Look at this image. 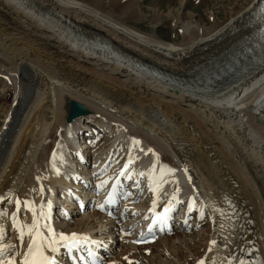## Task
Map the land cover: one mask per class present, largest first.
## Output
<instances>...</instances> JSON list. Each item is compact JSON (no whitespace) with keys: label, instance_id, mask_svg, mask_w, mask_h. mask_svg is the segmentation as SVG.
I'll return each instance as SVG.
<instances>
[{"label":"bare ground","instance_id":"bare-ground-1","mask_svg":"<svg viewBox=\"0 0 264 264\" xmlns=\"http://www.w3.org/2000/svg\"><path fill=\"white\" fill-rule=\"evenodd\" d=\"M260 1L183 47L112 22L77 0H0V40L10 42L12 36L29 49L28 54L20 46L13 49L19 57L11 70L21 85L2 111L0 264H23L33 237L53 264H64L67 251L76 245L106 252L119 235L127 247L116 258L118 264H264V69L211 97L181 91L131 63L173 78H193L181 64L201 54V44L254 11ZM116 6L123 11V5ZM131 14L140 16L137 8ZM4 40L0 47L8 49ZM33 58L50 67L38 70L30 65ZM0 64H7L3 55ZM66 96L72 103L68 115ZM34 98L38 102L29 106ZM144 109L174 129L155 132L140 113ZM90 126L99 129L101 146L95 147L98 136ZM181 131L183 137H178L175 133ZM191 149L215 159L213 149L220 157L196 164ZM129 180L132 192L122 203L121 217L180 210L175 226L184 227L183 232L157 238L153 245L158 248L149 257L134 253L139 222L118 227L116 218L108 222L111 218L100 219L98 212L86 213L93 192L113 184L120 191ZM104 195L96 209L103 205L108 212L112 209L102 202ZM82 225L87 227L84 232L75 230Z\"/></svg>","mask_w":264,"mask_h":264},{"label":"rangeland","instance_id":"rangeland-1","mask_svg":"<svg viewBox=\"0 0 264 264\" xmlns=\"http://www.w3.org/2000/svg\"><path fill=\"white\" fill-rule=\"evenodd\" d=\"M77 1L83 3L84 5L89 7L90 9L95 10L96 12H98L99 14L104 16L106 19H108V20L110 19V21L113 20L112 22L122 23L124 26H127L129 28L137 30V31L141 32L142 34H144L145 36H151L152 38H154L156 40H159V41H162L165 43L175 44V45H182L183 47H185V46L189 45L197 37L199 38L200 37L199 35L203 34L204 36H207L209 33H211L213 31L214 28H217L218 26H222L223 24L228 22L231 18L238 15L239 12L243 11L247 6L250 5L251 2L256 1V0H119L121 2V4L118 0H111V2H110V0H77ZM115 1H118V2H115ZM113 4L115 6L116 5H119V6L123 5V7L125 9L123 8V11L118 10L117 6L115 7ZM135 7L137 8V10L139 11V14H140V16L138 18H133V15L131 14L133 12V10H136ZM117 10L119 11V13L117 12ZM124 10H125V12H124ZM122 19H123V22H122ZM182 23L183 24L185 23L184 25H186V27L183 26ZM185 28H187V30L189 31V32L186 31V32H188L187 35H185L184 34L185 32L183 33V31H182ZM199 33H201V34H199ZM0 36H1V33H0ZM2 37H3V35H2ZM10 37H11V40L13 42L12 41L9 42L7 40L8 42L6 43V40H4V38H2L5 41V45L8 46V49H7V47H4V45L2 47H0V56L3 55L4 58L7 60L6 65L0 64V67L2 66L1 67L2 69L0 68V130H3L5 127L4 122H3L4 121V114H2V111H6V108L11 105V102L16 95V89L19 88L18 85H21V81H20V79H18L19 76L18 75L16 76L14 73H12L13 71L11 70V67H13L11 65H14L15 63H17L18 62L17 58L19 57V55H17L18 51H13V49L17 48V46H20V47H18V50L21 48V50H23V51L25 50L24 52L27 51V54L29 52V49L26 46H25L26 47V49H25V47L22 46V44L17 43L18 41L14 42V40L12 39V36H10ZM2 39L0 40V45H1ZM10 43H12V44H10ZM11 45H12V47H10ZM11 53H13V56ZM14 53H16V54H14ZM29 57H32V56H29ZM192 57L193 58L190 59V62L181 64V65H185V66L187 65L188 66V68L185 70H188L191 67L192 63L197 62L198 60L200 62L202 61L201 54H196V55H193ZM39 59H40V61H39ZM39 59L37 58L35 60L33 58L32 59L33 62L30 63V65L34 63L35 67L36 68L38 67L37 68L38 70L43 68V66H44V68L50 67V65L47 66V63H45L44 60H42L41 58H39ZM11 61H12V63H11ZM38 63L39 64L43 63L44 65L43 64L38 65ZM8 65H10V66H8ZM36 65H38V66H36ZM178 65H180V64H177V66ZM3 66H5L6 68H9V69L5 70L4 69L5 67H3ZM40 66H42V67H40ZM179 69H181V67ZM10 71H11V73H10ZM14 76H16V77H14ZM14 81L16 82V84ZM23 83L26 84L25 82H23ZM8 84H9V86H8ZM10 86H11V88H10ZM14 87H16V88L14 89ZM31 87H33V86H31ZM34 89H36V88L34 87ZM4 96L5 97L7 96V97L5 98ZM36 100H38V99L34 98V99H31V101L29 100L30 101L29 104H31L29 106H33V104L35 103L33 101H36ZM250 101H252V100H250ZM37 102L38 101H36V103ZM71 104L72 103H70V98L68 96H66L65 97V105H64L65 110H66V115H68L71 112L70 111ZM103 108L106 109L105 107H103ZM86 110H87L86 111L87 114H89V112L91 111L89 108L88 109L86 108ZM149 111L150 110L146 111V109H144V110H141L140 113L142 112L141 113L143 115L142 117H145V118H143L144 120H146L148 122L150 121V123H151L150 125L155 126V127H153L155 132H157V130H164V129H165L164 131H168L167 127L170 129L173 128L172 126L170 127L169 124H167L168 122L166 121V119H163L162 117H155L154 113L151 114L152 111L150 113H149ZM253 112H255V111H253ZM92 113H93V111H92ZM144 113H145V115H144ZM147 113H148V116L151 117L150 119H152V120L149 119V117L147 116ZM149 114H151L155 119ZM99 116H100V114L96 115V117H99ZM162 120H163V122H162ZM153 121L156 123V125ZM158 121H160L162 123H160ZM180 121L181 120L180 119L178 120L177 118L175 120V122H180ZM159 125H160V127H159ZM178 126H180V127L182 126V128H183L182 123H180V125H178ZM90 127L92 128L94 133H95V131L97 132L96 135L98 136V139L96 137L93 140L95 147H97L98 145L101 146L103 144V140L100 138L99 129H97L94 126H90ZM180 130H182V129H180ZM172 132H176V131H172ZM181 133L183 135L184 131H181V132L175 133V134H177L178 137H183V136H181ZM179 134H180V136H179ZM190 147L192 148V146H190ZM196 151H197L196 149L189 150V155L190 156L192 155V157H191L192 161L194 160V163H196V164L200 163V161L202 162V160H205L208 162H211V161L216 162L218 160V157H220L219 156L220 152L215 151L213 149H211L210 152H211V154L214 153L215 159H212L213 156H211V155L209 156V154L207 152L199 154L198 151L197 152ZM52 152H55V149H53ZM194 152H195V154H194ZM215 152H218L219 154L215 153ZM205 153H206V155H205ZM202 155L204 158L200 157ZM197 158H201V160L197 159ZM80 172H82V171H80ZM131 182L132 181H130L129 183L127 182V184H126V186L129 185L130 190H132V188L130 187ZM126 186H125V188H126ZM123 187H124V184L120 185V192H122L121 190ZM129 188L127 190L129 191V193H131L132 191H130ZM124 191L125 190H123V192ZM86 204H89V208L86 211V213L93 215L94 213L97 212L96 211L97 203L95 204V207L93 205L94 203L92 202V200L86 201ZM121 205L122 204L117 206L116 210H114L111 213V215H109L110 213L109 214H101L100 212H98V214L100 213L99 215L102 216L100 219H104L105 217H110L111 219L108 220V222L109 221L111 222L112 220H115V218H116V225L118 227L119 226L120 227L126 226V224L127 223L129 224V222H131V220H129V217L126 215L124 217H121V215L119 214L120 210H121L120 209ZM80 216H76L74 219L75 220L79 219ZM130 218L133 219L132 216ZM86 228L87 227L85 225H82L75 230L80 231V232H82V231L84 232V230H86ZM181 228H182V230H181ZM183 230H184V227H180V229L177 228L175 230L173 229L171 232L166 233L165 235H161V237L173 238L175 233L181 234L183 232ZM198 231H200V229H198L196 232H198ZM184 232L187 233L188 229H185ZM182 235H184V234H182ZM119 237H120V235L117 237L118 239L117 238L115 239L116 243L114 244V246H110V248L106 247L107 251L109 250V252L107 253L105 260L103 261V264H118L116 258L118 257V255H120L121 252H123L125 250L124 249L125 243L124 242L122 243L119 240ZM154 242H156V241L154 240V241L149 242V243L138 244L139 248H137V251L135 250L134 253H139V254L144 255L146 257H149L151 254H155V250L158 247H155V245H153ZM89 243L91 244V242H89ZM150 244H152V245H150ZM125 247H127V246H125ZM159 249H161V247H159ZM124 262H125V264H136L132 260L124 261ZM137 264H139V263H137Z\"/></svg>","mask_w":264,"mask_h":264},{"label":"water","instance_id":"water-1","mask_svg":"<svg viewBox=\"0 0 264 264\" xmlns=\"http://www.w3.org/2000/svg\"><path fill=\"white\" fill-rule=\"evenodd\" d=\"M257 23L254 22V11H250L244 17L238 19L236 22L229 25L222 31L214 40L206 44H201L199 52H206L201 65L198 66L200 70L209 69L216 71L215 66H218V62L223 60L226 62L227 56L237 54L242 51L243 44L249 41L253 34L256 32ZM226 43L225 47H220L222 43ZM218 47V48H217ZM216 65L213 66V63ZM264 69V63L254 70L252 73H245L241 75L242 80L247 81L248 79L256 76Z\"/></svg>","mask_w":264,"mask_h":264},{"label":"snow or ice","instance_id":"snow-or-ice-1","mask_svg":"<svg viewBox=\"0 0 264 264\" xmlns=\"http://www.w3.org/2000/svg\"><path fill=\"white\" fill-rule=\"evenodd\" d=\"M121 175H124V172H122ZM103 183H106V182H103ZM103 183L101 185H98V188L102 187ZM109 195L111 196V193ZM49 207H50V205H49ZM189 207L191 208V204L189 205ZM168 211H170V209H165V213H164L165 218H166V214ZM145 219H147V217H145ZM161 219H162L161 217L155 216V214H154L153 223H156L157 221H159ZM32 227L33 228L36 227L35 219L33 221ZM149 230L151 231V226H150ZM49 234H51L50 229H49ZM36 235L39 236V233L37 232ZM60 239L63 240L64 237L61 236ZM75 239L76 238L73 237V240H75ZM54 243H55V241H53V244ZM213 243H215V242H213ZM49 247H51L53 252L56 251L55 247H53L52 244H50ZM2 251L3 250H0V253H2ZM23 264H53V261L49 257L44 256L43 244H38L36 237H33L32 242L28 245V254H27L25 260L23 261ZM199 264H204V261H200Z\"/></svg>","mask_w":264,"mask_h":264}]
</instances>
